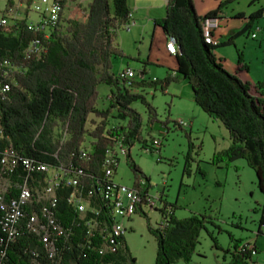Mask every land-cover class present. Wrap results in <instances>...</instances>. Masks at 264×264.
Listing matches in <instances>:
<instances>
[{
  "label": "trees",
  "instance_id": "trees-1",
  "mask_svg": "<svg viewBox=\"0 0 264 264\" xmlns=\"http://www.w3.org/2000/svg\"><path fill=\"white\" fill-rule=\"evenodd\" d=\"M228 1L220 0L215 9L198 14L192 0H166L164 14L154 17V23L175 38L177 50L173 54L176 68L172 69L174 73H166L160 87L177 77L189 82L196 104L228 130L230 142L215 151L214 160L245 158L254 169L256 184L264 194V80L254 83L258 93L251 92L249 82L223 66L214 53V47L219 43L207 41L201 28V20L205 16L216 15ZM84 10V19L70 16L65 31L59 30L49 37L47 49L37 57L23 58L20 54L22 31L7 35L0 33V56L16 59L26 67L25 71L16 75L8 94L0 97L2 129L20 153L51 163L56 161L57 156L65 160L88 134L91 138L90 157L85 161H80L77 156L74 158L91 172L99 171L105 146L113 143L114 135H119L126 147L125 161L135 175L133 182L137 185L140 177L144 178V191L150 186L148 177L132 158L128 161L129 148L136 140L142 141L144 146L149 143L141 134L142 115L131 103L139 99L145 105L148 124L158 120L154 106L141 91L133 89L156 86L158 80L125 78L111 71V58L123 54L115 42L116 31L131 19L127 0H89ZM260 14L262 7L258 6L249 14L244 29ZM242 31L237 30L235 35ZM226 42L234 44L232 37ZM242 58L238 51L237 63ZM143 61L150 62L146 58ZM102 81L113 88H110L108 106L98 108L96 87ZM113 109L116 110L115 116L124 119L125 123L107 125V115ZM160 122L167 125L166 120ZM173 122L182 127L177 119ZM62 131L66 132L63 140ZM190 143L191 147L192 141ZM189 159L188 152L183 167L186 172ZM67 190L68 187L57 191V207L65 214H68L64 198ZM163 202V206L159 207L162 214L160 221L155 225L150 224L149 218L146 221L156 242L153 264H174L181 258L188 259L202 228L217 244L215 235L206 227L208 222L214 225L209 214L191 212L180 218L174 214L173 204L168 206ZM136 212L146 215V211L141 209ZM259 224L264 225L263 212L260 213ZM77 231L79 233V229ZM261 232L258 227L257 233ZM0 239V251L4 249L0 264L49 263L33 253H42L43 245L28 231L24 230L13 241L6 239L0 227ZM240 240H233L231 262L248 264L252 254L246 246L239 248ZM253 247L257 252L254 244ZM97 250L96 247H81L72 239L63 249L61 264H136L124 235L119 246L101 253Z\"/></svg>",
  "mask_w": 264,
  "mask_h": 264
},
{
  "label": "rangeland",
  "instance_id": "rangeland-1",
  "mask_svg": "<svg viewBox=\"0 0 264 264\" xmlns=\"http://www.w3.org/2000/svg\"><path fill=\"white\" fill-rule=\"evenodd\" d=\"M146 1L134 0L140 5L137 10L128 3L131 8L130 17L138 16L139 20L133 22L130 19L117 29L115 42L123 54L111 58V71L118 72L121 66L129 64L135 68L134 78L158 80L156 86L133 88L141 91L154 106L158 120L151 124L146 122L147 110L139 99L132 101L131 105L142 115L141 134L148 143L152 137L161 138L162 143L158 151H149L142 141L136 140L129 148L128 161L132 158L147 175L151 193L161 195L159 206L164 203L163 201L168 203V206L169 203L173 204L174 214L180 218L191 212L209 214L214 225L208 222L206 227L215 235L217 243L215 245L208 231L202 228L189 258H181L174 264H229L233 240L256 234L259 226L262 232L256 237L258 252L251 255V259L255 261L253 264H264V225L259 224L260 213H264V194L256 184V173L242 156L231 161H227L226 158L215 161L213 156L215 151L224 148L230 142L227 128L196 104L191 96V85L186 79L182 77L171 79L161 88V80L167 72L155 62L143 61L148 53V41L153 26L152 18L150 19L146 12H151V15L153 12L156 15H163L166 10L164 0H156L159 6L151 9L146 8ZM88 2L89 0L84 1L82 7L87 8ZM262 2L264 3V0H230L227 8L233 12L244 10L248 14ZM71 15L84 19L77 9L73 10ZM245 38L248 39L246 31L241 32L238 44L226 47L227 56H230L228 63L233 60V56L238 59V51L242 55ZM250 52L257 56L254 50L250 51L247 48V56ZM259 55V60L264 62V51ZM96 88L98 93L96 106L107 107L110 88L113 87L102 81ZM115 114L116 110L113 109L107 115L108 126L119 122L125 123L124 119ZM179 117L187 124L182 127L176 125L173 119ZM163 120H166V126L160 122ZM90 139L86 136L83 143H88ZM188 152L190 159L186 172L183 167ZM125 160V155L120 154L114 179L131 184L135 175ZM145 211L146 215L136 212L125 221L127 229L124 239L135 257L136 264H153L156 252L154 235L147 228L146 221L149 218L150 224L155 225L160 221L162 214L159 207ZM228 247L232 249L229 250Z\"/></svg>",
  "mask_w": 264,
  "mask_h": 264
},
{
  "label": "built area",
  "instance_id": "built-area-1",
  "mask_svg": "<svg viewBox=\"0 0 264 264\" xmlns=\"http://www.w3.org/2000/svg\"><path fill=\"white\" fill-rule=\"evenodd\" d=\"M84 1L0 0V33L22 31L20 54L23 58L37 57L47 49L49 37L59 30L65 31L73 10L85 12ZM13 17L35 19L41 24V32L12 24ZM201 24L205 39L218 43L213 34L220 25L217 15L205 16ZM256 29L250 32L251 37H255ZM175 42L171 35L165 41V47L171 53L177 50ZM25 69L22 62L0 56V97L8 94L16 75ZM116 74L132 78L135 68L123 67ZM177 121L183 126L187 124L182 118ZM65 136L66 132L62 131V140ZM113 138V143L105 146L99 171L91 172L74 158L88 159L90 142L79 144L65 160L57 156L51 163L20 153L11 144L0 122V227L6 239L14 241L21 232L28 231L43 245L42 253H33L45 258L48 264H61L63 249L72 239L81 247H96L100 253L111 250L120 245L121 236L127 229L125 221L137 209L162 207L163 204H158L160 194L151 193L149 187L142 190L144 178L141 177L137 185L114 179L120 154L125 155L126 147L121 136L114 135ZM161 142V138L152 137L146 149L158 151ZM67 187L64 198L68 214H65L57 207V191ZM243 246L249 248L252 255L256 253L253 243L242 241L239 248ZM3 255L4 249L0 251V257Z\"/></svg>",
  "mask_w": 264,
  "mask_h": 264
},
{
  "label": "crops",
  "instance_id": "crops-1",
  "mask_svg": "<svg viewBox=\"0 0 264 264\" xmlns=\"http://www.w3.org/2000/svg\"><path fill=\"white\" fill-rule=\"evenodd\" d=\"M164 1L166 5V0ZM219 1L220 0H192L195 10L197 11L198 14H204L205 12L215 9ZM146 2H147L146 8L149 9L153 7L156 8L159 6L156 0H147ZM228 2H226L225 5L216 13L217 17L219 18L220 25L218 28H215L213 30V34L219 43L214 47V53L216 54V57L221 61V63L225 68L230 70V72L236 73V75L239 76L241 79L251 84V89H250L251 92L258 93L254 87V83L257 81L258 78L264 79V62L263 60L262 61L259 60L260 59L259 53L264 51L263 50L264 49V3L262 2L259 5L262 7V14L252 19V21L249 24V27L244 29V26H246V24L248 23L249 14L253 13L257 7L250 10L248 14H246V11L244 10H238L236 12L235 11L233 12V10H229L227 8ZM128 3L131 4L133 7H135L136 10L138 7H140V5L138 3H135L134 0H127V4ZM131 14L133 15V13ZM146 14H148L150 19L152 18L153 26L151 28L150 41H148V53L145 58L148 61L155 62L156 65L163 67L165 72L170 71L171 73H174L175 71L172 69L176 68L175 55L170 51H168L165 47V41L167 40L168 35L162 30V28L159 25L154 23V17L156 16L159 17L162 15H156L154 12L151 15V12L149 13V11L146 12ZM131 19L133 22L139 20L138 16L137 17L132 16ZM257 25H258V29H256ZM240 29H243L242 32L246 31V35L248 37V39L245 38V40H243L244 42L243 52H242L243 58L241 59L240 63H237L236 60L237 57L235 58L233 56V60H230V62L228 63L227 60L230 58V56L229 57L227 56L226 47L231 46L233 44L231 42L225 43V41H227L229 37H232L234 44H238L240 33L238 35H235V32ZM253 29H256L255 37H251L250 35V32ZM247 48L250 49V51L254 50L257 56H255L253 52H250V55L247 56L246 54ZM127 66L133 67L128 64L126 66H121L120 69ZM114 73L116 74L117 72ZM259 229L262 228H260L259 226ZM258 234L259 233L256 232V234L254 233V235L253 234L245 235L244 237L240 238L241 239L240 241L251 242L254 244L256 248H258L256 244V240H257L256 237L258 236ZM228 248L229 250L232 249L230 247ZM253 262H255L254 259H251L248 261V264H253ZM229 264H234V263L230 262Z\"/></svg>",
  "mask_w": 264,
  "mask_h": 264
},
{
  "label": "bare ground",
  "instance_id": "bare-ground-1",
  "mask_svg": "<svg viewBox=\"0 0 264 264\" xmlns=\"http://www.w3.org/2000/svg\"><path fill=\"white\" fill-rule=\"evenodd\" d=\"M28 18H21V17H13V21L12 24H21V25H25L26 28H28V30H33L36 32H41V24L37 23V21L33 18V20L29 21L27 20ZM135 74H133L134 76ZM245 252V251H244Z\"/></svg>",
  "mask_w": 264,
  "mask_h": 264
}]
</instances>
